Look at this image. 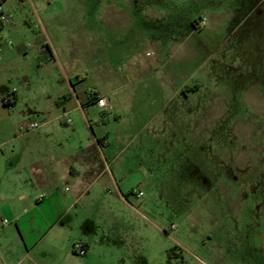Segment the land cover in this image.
<instances>
[{
	"label": "rangeland",
	"instance_id": "374dc122",
	"mask_svg": "<svg viewBox=\"0 0 264 264\" xmlns=\"http://www.w3.org/2000/svg\"><path fill=\"white\" fill-rule=\"evenodd\" d=\"M0 7L11 16L0 30V87L16 89L25 78L31 91L19 110L39 125L45 89L66 85L49 51L41 52L37 15L51 22L47 34L69 81L85 78L86 89L135 61L188 58L173 66L186 74L184 94L154 97V126L116 150L118 191L95 186V200L77 205L90 220L76 234L97 245L73 262L54 252L47 264H264V0H0Z\"/></svg>",
	"mask_w": 264,
	"mask_h": 264
},
{
	"label": "crops",
	"instance_id": "0c3cea01",
	"mask_svg": "<svg viewBox=\"0 0 264 264\" xmlns=\"http://www.w3.org/2000/svg\"><path fill=\"white\" fill-rule=\"evenodd\" d=\"M47 10L45 5L40 9L44 17ZM37 18L45 28L41 52L49 51L50 63L59 65L66 86L45 89L49 102L39 112L43 122L38 130L25 134L19 132V126L30 119L19 107L31 91L29 83L24 78L16 89L3 91L0 87V98L10 96L13 102L11 110L0 106V264H47L57 251L65 257L63 261L73 262L79 258L71 246L77 244L87 256L97 239L76 234L80 224L90 220L80 216L77 205L87 199L88 207L95 200L91 195L95 186L118 191V174L111 166L116 150L154 126L155 99L180 96L186 90L185 72H175L173 66H184L188 58L175 54L165 64L162 58H157V64L154 59L150 63L135 61L125 72L104 76L101 87H82L85 78L73 84L47 34L51 22ZM159 64L162 74L154 86V66L159 68ZM96 96L107 99L108 110L98 108ZM206 115L213 120L211 113ZM67 133L71 141H64L62 135ZM41 195L45 197L39 200ZM116 199L129 206L121 193ZM46 206L52 214L45 213Z\"/></svg>",
	"mask_w": 264,
	"mask_h": 264
},
{
	"label": "built area",
	"instance_id": "2783aa9c",
	"mask_svg": "<svg viewBox=\"0 0 264 264\" xmlns=\"http://www.w3.org/2000/svg\"><path fill=\"white\" fill-rule=\"evenodd\" d=\"M10 17L11 16L8 17L5 14V11L3 10V8L0 7V26L5 25V24H9L10 23ZM1 51H4V49L1 48ZM15 91L16 90H14V93H15ZM1 101H2V104L5 106L6 109H9V110L12 109L13 102H12V98L10 96L2 98ZM95 104L101 110H108L109 109V103H108L106 98L96 96L95 97ZM68 123L71 124L72 123L71 120H69ZM39 128H40V125L38 123L25 120L20 124L19 132L22 134H25V133L36 131ZM108 192L111 194L112 191L108 190ZM133 195H135L138 199L143 198L144 193L142 192V186L139 187L138 191H134ZM44 197H45V195H41L39 197V200L44 199ZM4 223L7 224L8 221H4ZM75 251L82 256L85 255V253H86V251L82 245H76Z\"/></svg>",
	"mask_w": 264,
	"mask_h": 264
}]
</instances>
